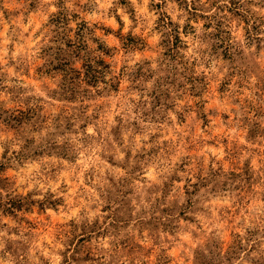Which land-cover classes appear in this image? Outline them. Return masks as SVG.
Masks as SVG:
<instances>
[{
	"label": "rangeland",
	"instance_id": "374dc122",
	"mask_svg": "<svg viewBox=\"0 0 264 264\" xmlns=\"http://www.w3.org/2000/svg\"><path fill=\"white\" fill-rule=\"evenodd\" d=\"M0 264H264V0H0Z\"/></svg>",
	"mask_w": 264,
	"mask_h": 264
}]
</instances>
